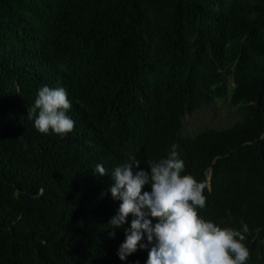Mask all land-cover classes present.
I'll use <instances>...</instances> for the list:
<instances>
[{
	"label": "trees",
	"instance_id": "16d2710c",
	"mask_svg": "<svg viewBox=\"0 0 264 264\" xmlns=\"http://www.w3.org/2000/svg\"><path fill=\"white\" fill-rule=\"evenodd\" d=\"M43 86L66 89L71 132L28 118ZM226 97L238 120L184 133ZM173 144L206 184L199 215L246 223V264H264V0H0V264H146L148 249L119 259L133 217L108 224L106 189Z\"/></svg>",
	"mask_w": 264,
	"mask_h": 264
},
{
	"label": "clouds",
	"instance_id": "9594fccd",
	"mask_svg": "<svg viewBox=\"0 0 264 264\" xmlns=\"http://www.w3.org/2000/svg\"><path fill=\"white\" fill-rule=\"evenodd\" d=\"M70 109L65 88L43 86L27 116L34 117V127L40 133L52 130L65 135L75 125L67 115ZM177 148L173 144L166 158L148 161L149 170L141 169L140 161L130 156L112 171L106 191L121 203L108 224L113 229L123 228L129 215L133 217L119 246V259L126 260L139 248L148 249L146 264H246L250 252L243 241L248 225L241 221V229L222 227L199 215L198 209L206 205V184L182 174L185 165ZM95 174L107 175L103 164L95 165ZM145 185L151 186L150 192L143 191ZM145 237L147 243H142Z\"/></svg>",
	"mask_w": 264,
	"mask_h": 264
},
{
	"label": "rangeland",
	"instance_id": "374dc122",
	"mask_svg": "<svg viewBox=\"0 0 264 264\" xmlns=\"http://www.w3.org/2000/svg\"><path fill=\"white\" fill-rule=\"evenodd\" d=\"M233 85L232 82L231 87ZM240 117L239 106H233L230 103V98L226 97L209 105H204L192 114H186L184 133L191 136L207 126L228 127Z\"/></svg>",
	"mask_w": 264,
	"mask_h": 264
}]
</instances>
